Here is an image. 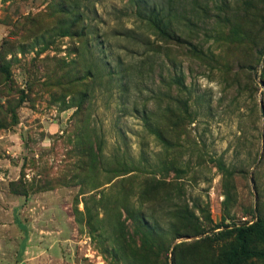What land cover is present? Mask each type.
I'll return each mask as SVG.
<instances>
[{"label":"rangeland","instance_id":"obj_1","mask_svg":"<svg viewBox=\"0 0 264 264\" xmlns=\"http://www.w3.org/2000/svg\"><path fill=\"white\" fill-rule=\"evenodd\" d=\"M263 70L264 0H0V264H223Z\"/></svg>","mask_w":264,"mask_h":264},{"label":"trees","instance_id":"obj_2","mask_svg":"<svg viewBox=\"0 0 264 264\" xmlns=\"http://www.w3.org/2000/svg\"><path fill=\"white\" fill-rule=\"evenodd\" d=\"M163 10H152L144 17L160 34H169L168 19ZM2 72L8 73V69L2 67ZM264 77V70L262 72ZM231 234L235 240L224 248L220 254L223 264H245L251 259H261L264 261V251L258 250L256 245H264V218L258 219L251 225H244L235 229Z\"/></svg>","mask_w":264,"mask_h":264},{"label":"water","instance_id":"obj_3","mask_svg":"<svg viewBox=\"0 0 264 264\" xmlns=\"http://www.w3.org/2000/svg\"><path fill=\"white\" fill-rule=\"evenodd\" d=\"M256 79H258V75L256 76ZM261 85L264 86V82L261 81ZM261 112H262V115L264 117V101L261 100Z\"/></svg>","mask_w":264,"mask_h":264}]
</instances>
